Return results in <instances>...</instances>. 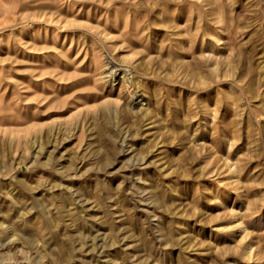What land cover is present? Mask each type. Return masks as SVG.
Masks as SVG:
<instances>
[{
	"label": "rangeland",
	"instance_id": "1",
	"mask_svg": "<svg viewBox=\"0 0 264 264\" xmlns=\"http://www.w3.org/2000/svg\"><path fill=\"white\" fill-rule=\"evenodd\" d=\"M0 264H264V0H0Z\"/></svg>",
	"mask_w": 264,
	"mask_h": 264
}]
</instances>
